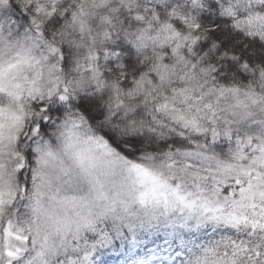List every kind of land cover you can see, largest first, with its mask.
Masks as SVG:
<instances>
[{
	"label": "snow or ice",
	"instance_id": "obj_1",
	"mask_svg": "<svg viewBox=\"0 0 264 264\" xmlns=\"http://www.w3.org/2000/svg\"><path fill=\"white\" fill-rule=\"evenodd\" d=\"M0 264H264V0H0Z\"/></svg>",
	"mask_w": 264,
	"mask_h": 264
}]
</instances>
